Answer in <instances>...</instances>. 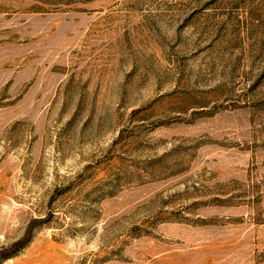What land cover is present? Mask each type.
Segmentation results:
<instances>
[{"label":"rangeland","instance_id":"1","mask_svg":"<svg viewBox=\"0 0 264 264\" xmlns=\"http://www.w3.org/2000/svg\"><path fill=\"white\" fill-rule=\"evenodd\" d=\"M0 264H264V0H0Z\"/></svg>","mask_w":264,"mask_h":264},{"label":"trees","instance_id":"2","mask_svg":"<svg viewBox=\"0 0 264 264\" xmlns=\"http://www.w3.org/2000/svg\"><path fill=\"white\" fill-rule=\"evenodd\" d=\"M27 231H28V233H31L30 231H32V229H31V226H28V229H27ZM24 242H26V240L25 239H23L22 241H19V242H17L16 244H14L13 246H12V248L14 249V248H19ZM11 248V249H12ZM2 253H4V252H2ZM6 253V252H5ZM6 257V256H5Z\"/></svg>","mask_w":264,"mask_h":264}]
</instances>
